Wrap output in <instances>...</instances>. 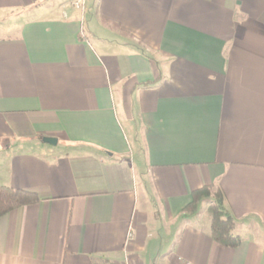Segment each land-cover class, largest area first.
<instances>
[{"label":"crops","instance_id":"1","mask_svg":"<svg viewBox=\"0 0 264 264\" xmlns=\"http://www.w3.org/2000/svg\"><path fill=\"white\" fill-rule=\"evenodd\" d=\"M75 1L0 0V264H264V0Z\"/></svg>","mask_w":264,"mask_h":264},{"label":"trees","instance_id":"2","mask_svg":"<svg viewBox=\"0 0 264 264\" xmlns=\"http://www.w3.org/2000/svg\"><path fill=\"white\" fill-rule=\"evenodd\" d=\"M205 198L213 200V204L207 210L211 239L223 247L237 248L241 240L233 235L235 223L224 207V198L219 190L213 191L209 187L193 192L191 194V203L186 207L185 212L189 214L195 213L198 203ZM37 202L38 198L34 193L0 187V218L16 209L33 205Z\"/></svg>","mask_w":264,"mask_h":264},{"label":"built area","instance_id":"3","mask_svg":"<svg viewBox=\"0 0 264 264\" xmlns=\"http://www.w3.org/2000/svg\"><path fill=\"white\" fill-rule=\"evenodd\" d=\"M84 4V0H76L74 3H73V6L76 8V9H80L82 8ZM172 264H191L189 262H186V261H183L182 259H178L176 260L174 263Z\"/></svg>","mask_w":264,"mask_h":264},{"label":"water","instance_id":"4","mask_svg":"<svg viewBox=\"0 0 264 264\" xmlns=\"http://www.w3.org/2000/svg\"><path fill=\"white\" fill-rule=\"evenodd\" d=\"M44 142L52 146L56 144V141L50 138L44 139Z\"/></svg>","mask_w":264,"mask_h":264},{"label":"rangeland","instance_id":"5","mask_svg":"<svg viewBox=\"0 0 264 264\" xmlns=\"http://www.w3.org/2000/svg\"><path fill=\"white\" fill-rule=\"evenodd\" d=\"M10 21V19H6V17H1L0 18V25L1 26H3L4 24H6L7 22H9ZM2 35H0V37H1Z\"/></svg>","mask_w":264,"mask_h":264}]
</instances>
